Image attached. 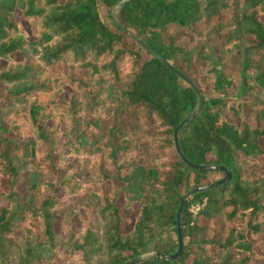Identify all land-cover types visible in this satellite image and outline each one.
I'll return each instance as SVG.
<instances>
[{
  "label": "trees",
  "instance_id": "obj_1",
  "mask_svg": "<svg viewBox=\"0 0 264 264\" xmlns=\"http://www.w3.org/2000/svg\"><path fill=\"white\" fill-rule=\"evenodd\" d=\"M118 1L0 0L9 11L0 18V60L6 61L0 83L13 107L0 113V199L15 198L19 176L26 171L36 178L28 185L33 196L50 191L35 208L0 202V264H43L42 251L57 246L80 253L84 262L100 255L103 264L177 249L181 195L220 172L193 168L176 154L173 130L197 106V94L131 33L198 88L199 110L177 133L181 153L193 164L223 165L231 172L224 184L186 200L183 247L176 258L151 257L136 264H254V246L264 237V173L244 175L238 159L264 154V59L259 55L264 51V0H234L230 22L216 27L225 30L219 41L212 46L202 41L204 54L174 43L179 32L227 9V0H128L115 10L125 30L102 9L110 11ZM16 8L21 15L13 19ZM169 25L178 28L164 35ZM219 47L240 56L238 82L215 58ZM15 52L20 60L12 58ZM192 59L199 64L196 70ZM64 87L71 90L68 98L61 96ZM244 104L260 125L227 119H241ZM64 155L88 158L103 169L100 181L117 186L102 194L95 180L72 171L60 182L46 179L62 168ZM56 186L63 190L61 197L51 194ZM82 194L98 199L99 231L87 225L81 236L54 242L53 208ZM118 202L137 204L128 232L120 230ZM192 202L202 205L204 218H238L244 226L222 238L206 237L189 211ZM18 219L25 234L19 248L13 229ZM205 245L219 254H210Z\"/></svg>",
  "mask_w": 264,
  "mask_h": 264
},
{
  "label": "rangeland",
  "instance_id": "obj_2",
  "mask_svg": "<svg viewBox=\"0 0 264 264\" xmlns=\"http://www.w3.org/2000/svg\"><path fill=\"white\" fill-rule=\"evenodd\" d=\"M229 7L223 11H219L214 14L209 20L200 22L195 27H187L185 31L179 32V36L175 41V45H179L184 49L191 50L197 48L199 52L204 54V46H202V41L212 46L219 41V37L222 36L225 30L219 29L217 30V26L227 25L230 22V18L232 15L231 9L233 6L234 0H227ZM10 1L5 2V5H10ZM104 13L110 14V11H107L104 7L102 8ZM9 11L5 9L4 5L0 7V18L7 16ZM13 19H18L21 15L19 8H16L11 14ZM177 26L169 25L167 26L164 35L171 33L175 30ZM214 27V28H213ZM178 28V27H177ZM176 28V30H177ZM132 42V39H129ZM215 58L220 59V67L224 69L228 74H234L235 81L238 82L240 80L238 74V65L236 60L240 58L235 52L227 53L223 48L219 47L215 51ZM259 55L264 59V51L260 52ZM14 60H20L22 55L20 52H15L12 55ZM6 63L5 60H0V67ZM192 64L194 69L199 66L196 64V60L192 59ZM205 70L208 69L207 65L203 66ZM252 71L254 68L251 69ZM207 80H212V76L206 74ZM71 90L68 87H64L61 93V96L64 98H68L70 96ZM13 107L10 105V100L8 95L6 94V88L3 84L0 83V113H7ZM244 112L243 117L240 119L238 117L232 118L227 115V119L240 124V122L245 123L247 125H260V122H256L253 114V110L249 108L246 104L243 105ZM25 141L29 142L31 139L29 137L25 138ZM64 142V138L61 137L59 143L62 144ZM261 147L264 149V140L260 141ZM57 148L61 152H65L66 149L59 144H57ZM44 151L48 150L46 144H43ZM238 162L242 165V170H244V175H255L258 172L264 173V154L255 156L252 154L248 159L239 158ZM62 168L57 169L55 172L51 174L45 175V178L50 181L60 182L62 176L65 172H75L76 176L81 179H93L99 185V191L102 194H106L112 191L117 185L113 184L111 181H100L101 172L103 169L97 167L92 164L88 158L84 157H69L65 156L62 159ZM110 168V172H113ZM102 170V171H101ZM222 177V173H213L209 179L204 180L205 182H212ZM35 175L26 171L20 174L19 182L16 184L15 189L17 191V195L13 200H6L5 198H1L0 202L2 204L10 205L17 207L19 204L24 203L29 205L32 208H35L40 204L42 198L46 197L50 191L44 189L39 195L33 196L30 191H28V185L31 181H34ZM51 194L61 197L63 194V190L60 186H56L53 188ZM119 201L120 198H118ZM119 207L121 208V215L123 221L120 225L121 232H128L131 228V223L137 213V204L134 203L132 206L125 207L124 202H118ZM201 204L197 202H192L189 211L192 214V218L197 220V222L203 228L202 234L206 237L213 238H222L226 235V233L231 228H236L240 226H244L243 222L238 218H233L230 221H227L223 216H214L211 218H204V216L200 215ZM53 216V241L59 242L61 239L73 237V234H77L81 236L82 232H84V228L87 225H92L93 230L97 233L103 223L102 217L99 215L98 211V199L87 195H72L62 201L60 204L55 206L52 210ZM14 229V238L17 240V247L21 244L20 241L24 240L25 234L22 230L21 222L18 219L13 227ZM208 252L210 254L218 255L216 252V248L211 247L209 245H205ZM256 257L252 258L254 264H263L264 263V237L263 239L254 246ZM150 253H153L150 252ZM147 253V254H150ZM147 254H143L141 256H145ZM42 262L43 264H103V258L100 255L94 254L91 255L90 259L86 262L82 259L80 253H71L66 248L64 249L61 246H57L56 249H48L42 251Z\"/></svg>",
  "mask_w": 264,
  "mask_h": 264
},
{
  "label": "water",
  "instance_id": "obj_3",
  "mask_svg": "<svg viewBox=\"0 0 264 264\" xmlns=\"http://www.w3.org/2000/svg\"><path fill=\"white\" fill-rule=\"evenodd\" d=\"M128 0H119L115 5L112 6V8L110 9V16L112 17V19L115 21V23L120 27L121 30H125V28L123 27V25L120 23V21L118 20V17L115 14V10L119 7L124 5ZM134 40L146 51L148 52L152 57L158 59L160 62H162L165 66H167L172 72H174L181 80L185 81L197 94V106L186 116H184L180 122L175 126L174 130H173V144H174V150L176 152V154L180 157V159L182 161H184L186 164H188L189 166L193 167V168H197V169H210V170H215L218 171L220 173H222V177L212 181L210 183L207 184H203V185H199L196 187H193L189 190H187L184 194L181 195L180 199H179V206L176 212V235H177V249L170 254L167 255H161L159 253H150L147 254L145 256H137L134 258H131L129 260H127L124 264H136V263H140L143 260L149 259L151 257H154L156 259L161 258V259H174L176 258L182 251V247H183V237H182V230H181V214L185 205V202L188 198L192 197L193 195H195L196 193L199 192H203L206 190H209L213 187H216L218 185L224 184L225 182H227L230 178H231V172L229 169H227L225 166L223 165H199V164H193L191 162H189L184 155L181 153L180 148H179V144H178V130L184 125L186 124L189 120H191L195 114H197L198 110H199V104H200V93L198 91V88L196 86V84L190 80L188 77H186L185 75H183L182 73H180L178 70H176L171 63L164 59L162 56L158 55L156 52H154L153 50H151L150 48H148L146 46V44L140 40L136 35H134L133 33H131Z\"/></svg>",
  "mask_w": 264,
  "mask_h": 264
}]
</instances>
